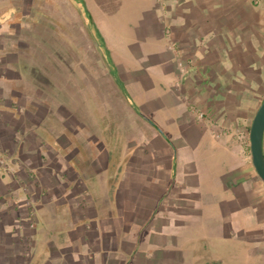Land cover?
<instances>
[{"label":"crops","instance_id":"crops-1","mask_svg":"<svg viewBox=\"0 0 264 264\" xmlns=\"http://www.w3.org/2000/svg\"><path fill=\"white\" fill-rule=\"evenodd\" d=\"M136 22L140 38L130 48L137 64H115V82L125 99L147 93L144 110L161 88L155 98L168 109L170 125L140 141L145 152L102 195L78 189L81 179L71 167L79 161L71 159H79L81 148L68 133L78 131L69 130L71 112L51 109L45 93L41 101L17 93L25 99L16 108L14 92L0 98V264L172 262L178 250L172 230L180 215L200 213L201 202L230 228L239 211L264 224V182L251 163L248 137L264 97V0H148ZM9 51L0 54V76L11 79L7 67L17 58ZM19 85L24 91L25 83ZM108 194L116 201L105 213ZM47 224L49 233L60 229L72 238L43 239ZM249 230L264 236V227Z\"/></svg>","mask_w":264,"mask_h":264},{"label":"rangeland","instance_id":"rangeland-1","mask_svg":"<svg viewBox=\"0 0 264 264\" xmlns=\"http://www.w3.org/2000/svg\"><path fill=\"white\" fill-rule=\"evenodd\" d=\"M82 4L91 16L88 15L87 20H84L86 14L81 15L82 20L78 16V12L83 13ZM146 6L148 0H0V54L6 55L10 49H15L17 58L13 66L7 67L11 79L0 76V98L14 92V98L20 99L15 103L16 108L25 99L20 98L25 95L17 93L24 92L40 101L46 98L45 93L51 109L60 105L71 112L74 118L68 125L69 130L78 131L68 133L73 143H77L73 146L81 148L79 159H71L79 164L71 168L80 176V191L92 190L100 196L103 186L116 187L117 182H113L112 177L122 175L131 159L145 152L140 141L170 125L168 118L163 116L168 109L163 110L160 106L164 103L155 98H160L161 88L155 87V96L143 102L150 109L144 110L141 104L147 99V93L125 99L115 82L119 76L115 64L122 60L137 64L132 59L130 45L140 38L136 20L143 15ZM14 14L15 20L4 19ZM94 39L108 54L110 67ZM156 78L154 74L153 79ZM20 82L25 83L24 91ZM31 104L28 102L29 107ZM137 108L141 110L138 112ZM25 109L29 110L27 106ZM174 109H177L175 103ZM18 116L21 120L22 112ZM145 120L155 122V126ZM55 149L49 150L56 152ZM97 171L101 176L99 182ZM203 179L212 184L205 179L204 173ZM107 197V200L100 198L110 203L109 207L103 206L105 213L115 207L113 202L116 201L109 194ZM201 206V212L195 217L180 215L182 223L172 230L171 237V244L178 249L177 252L170 249L175 252L174 261L167 257L158 264H264L263 234L245 232L264 227L257 215L239 211L232 215L230 228L226 221L220 223L217 214H209L203 202ZM37 217L35 215L36 220ZM48 229V224L42 229L46 231L41 235L43 239L53 234L57 240L72 238L64 230L49 233Z\"/></svg>","mask_w":264,"mask_h":264},{"label":"water","instance_id":"water-1","mask_svg":"<svg viewBox=\"0 0 264 264\" xmlns=\"http://www.w3.org/2000/svg\"><path fill=\"white\" fill-rule=\"evenodd\" d=\"M263 131L264 97L252 117L248 134L251 163L258 177L264 182V154L262 150Z\"/></svg>","mask_w":264,"mask_h":264},{"label":"trees","instance_id":"trees-1","mask_svg":"<svg viewBox=\"0 0 264 264\" xmlns=\"http://www.w3.org/2000/svg\"><path fill=\"white\" fill-rule=\"evenodd\" d=\"M81 8H83V10H82L83 13L80 11V14H81V15L83 14V17L85 16V14L87 15V16L84 17V20H87L88 15H89V17H91L89 11L87 10V8L85 7L84 4H82V7H81ZM94 42H95L96 46L98 47V49L101 51V53H102V55H103V57H104V60H105V62H106V65H107L108 67H110V63H109V61H108V54L106 53V51H104V50L101 48L100 43H98L97 41H95V39H94ZM119 87H120V89L124 92V90L122 89V87H121L120 85H119ZM133 146L135 147V145H133ZM134 147H133V148H134Z\"/></svg>","mask_w":264,"mask_h":264},{"label":"built area","instance_id":"built-area-1","mask_svg":"<svg viewBox=\"0 0 264 264\" xmlns=\"http://www.w3.org/2000/svg\"><path fill=\"white\" fill-rule=\"evenodd\" d=\"M201 114H199V116H200Z\"/></svg>","mask_w":264,"mask_h":264}]
</instances>
